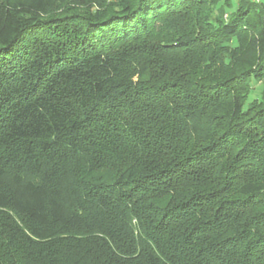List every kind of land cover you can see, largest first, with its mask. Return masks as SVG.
Returning <instances> with one entry per match:
<instances>
[{"label": "trees", "instance_id": "16d2710c", "mask_svg": "<svg viewBox=\"0 0 264 264\" xmlns=\"http://www.w3.org/2000/svg\"><path fill=\"white\" fill-rule=\"evenodd\" d=\"M3 224L9 264H264V4L0 0Z\"/></svg>", "mask_w": 264, "mask_h": 264}, {"label": "rangeland", "instance_id": "374dc122", "mask_svg": "<svg viewBox=\"0 0 264 264\" xmlns=\"http://www.w3.org/2000/svg\"><path fill=\"white\" fill-rule=\"evenodd\" d=\"M261 89H262L261 84H255L253 86L252 91L248 95V101L257 100L259 98ZM15 221L13 219V223H12L13 227L15 229L16 228L19 229L21 227L20 223L22 220L19 219V221L18 220L16 222ZM6 230H7V228H5V224L0 225V264H9L11 262V259H13V258L9 254L14 252V247L16 246V244H14L15 243L14 241H16V239H18L17 236L14 237L13 242L8 245L6 243V241H7L6 238H8V234L6 233ZM18 263L19 264H32V262L29 261V259L27 257H24V259L20 260ZM14 264H17V263H14Z\"/></svg>", "mask_w": 264, "mask_h": 264}, {"label": "built area", "instance_id": "2783aa9c", "mask_svg": "<svg viewBox=\"0 0 264 264\" xmlns=\"http://www.w3.org/2000/svg\"><path fill=\"white\" fill-rule=\"evenodd\" d=\"M253 3L255 4H261L263 3L264 4V0H251Z\"/></svg>", "mask_w": 264, "mask_h": 264}]
</instances>
